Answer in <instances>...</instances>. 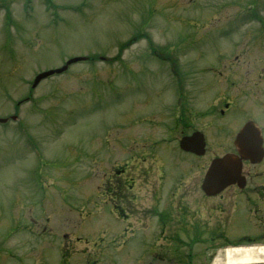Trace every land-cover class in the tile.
<instances>
[{"label":"rangeland","instance_id":"1","mask_svg":"<svg viewBox=\"0 0 264 264\" xmlns=\"http://www.w3.org/2000/svg\"><path fill=\"white\" fill-rule=\"evenodd\" d=\"M50 1L65 8L55 13L62 22H52L44 0H32L27 16L23 0H0V117L17 116L0 123V264H178L167 261L174 236L152 234L138 223L123 231L127 224L112 213L106 174L116 160L133 166L142 154L147 164L163 159L159 174L173 180L183 163L201 166L228 151L246 121L263 127L264 76L244 101L232 78V84L219 82L223 69L215 58L230 52L243 69L246 57L259 73L264 20L245 25L253 10L264 19V0ZM244 32L260 34L243 40ZM150 47L172 56L186 53L180 56L195 69L184 83H191L185 89L204 90L198 93L199 110L211 113L200 116L208 125L205 156L180 150L170 135L165 146L145 139L147 96L164 84ZM79 55L96 58L30 88L35 73ZM210 66L217 70L205 71ZM153 70L157 75L150 76ZM221 94L231 97L227 109L214 103ZM252 175L264 183V158ZM259 223L263 227L244 238L231 235L202 248L196 264H208L228 243H264V217ZM188 263L186 256L181 264Z\"/></svg>","mask_w":264,"mask_h":264},{"label":"flooded vegetation","instance_id":"2","mask_svg":"<svg viewBox=\"0 0 264 264\" xmlns=\"http://www.w3.org/2000/svg\"><path fill=\"white\" fill-rule=\"evenodd\" d=\"M243 62L247 63V60L244 58ZM177 66V63H173L171 71L177 72ZM234 70L243 75V100L247 101L245 99L257 91L256 86L264 76V66L259 68V73L248 64L245 67L243 64V69L237 67ZM227 98L222 100L225 106L228 103ZM198 117L199 112L192 103L180 99L169 110L168 107L160 106L155 111L150 107L147 120L153 133L156 129H162L168 137L170 135L172 138H180L199 130ZM261 134L264 146V125ZM156 136L152 135L158 142ZM161 139L164 140L163 137ZM113 169L117 173L114 187L120 191L117 193L119 197L114 199L127 204L124 208L116 204L119 208L118 214L131 219L130 225L138 223L140 227L145 226L155 234L175 236L179 241L174 248L176 252L191 251L196 244L206 248L215 240L226 241L228 236H244L250 230L256 231L263 227L259 223V217H264V183L249 178L247 173L244 174L246 179L243 186L232 184L215 196L202 193L199 175H196L198 170L191 173L190 180L179 179L167 187L148 184L147 178L146 196L141 198L133 191V178L130 177V181L126 182V174H120L125 170L120 165ZM188 172L189 170H184L183 174L186 176ZM122 190L126 193L121 192ZM205 236L206 241L203 240ZM189 239L196 242L187 243Z\"/></svg>","mask_w":264,"mask_h":264},{"label":"water","instance_id":"3","mask_svg":"<svg viewBox=\"0 0 264 264\" xmlns=\"http://www.w3.org/2000/svg\"><path fill=\"white\" fill-rule=\"evenodd\" d=\"M75 60L76 59H72L68 61V63ZM61 70L62 69H58L57 72ZM52 72L53 71H47L39 74L36 77L33 85H35L40 78L45 77L48 74H51ZM252 131H253L252 126L247 124L240 132V134H238L237 141L241 143L243 139V158H251V160L255 161L257 159L256 157L257 153L249 148L250 147L249 135L252 133ZM186 142H188L186 139H182L180 145L185 148H190L189 145L186 144ZM199 147L201 148V144H199ZM245 150H247V154L244 153ZM239 170H240L239 158L237 159L230 155L225 156L223 158H216L210 164V167L204 179L203 186L206 188L213 186L212 188L213 190H218L227 183L235 180L238 177Z\"/></svg>","mask_w":264,"mask_h":264},{"label":"bare ground","instance_id":"4","mask_svg":"<svg viewBox=\"0 0 264 264\" xmlns=\"http://www.w3.org/2000/svg\"><path fill=\"white\" fill-rule=\"evenodd\" d=\"M257 249L263 251L262 248H256V247L226 249L225 261H227V263H242V264L261 261V259L258 257Z\"/></svg>","mask_w":264,"mask_h":264}]
</instances>
